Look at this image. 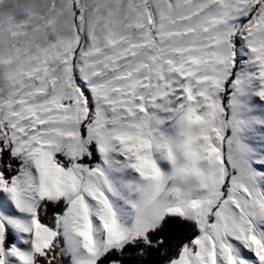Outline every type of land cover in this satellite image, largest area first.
I'll return each mask as SVG.
<instances>
[{
    "label": "snow or ice",
    "instance_id": "6c2138e0",
    "mask_svg": "<svg viewBox=\"0 0 264 264\" xmlns=\"http://www.w3.org/2000/svg\"><path fill=\"white\" fill-rule=\"evenodd\" d=\"M0 264H264V0H0Z\"/></svg>",
    "mask_w": 264,
    "mask_h": 264
}]
</instances>
